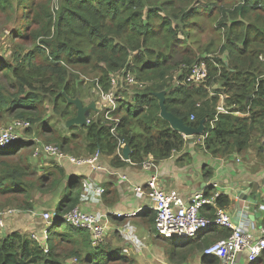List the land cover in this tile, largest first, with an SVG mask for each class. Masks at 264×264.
<instances>
[{
  "label": "trees",
  "instance_id": "obj_1",
  "mask_svg": "<svg viewBox=\"0 0 264 264\" xmlns=\"http://www.w3.org/2000/svg\"><path fill=\"white\" fill-rule=\"evenodd\" d=\"M36 1L17 0L14 8L12 0H0V11L7 15L25 11L22 12L27 16L24 28L36 21L41 25L39 30L31 32L17 30L13 33L14 39L35 41L46 36L48 39L41 42L50 49L42 65L32 61L38 51L45 53L39 47L16 65L0 60V74L9 78L8 84L17 90L8 95L0 92V115L12 114L17 120L43 125L44 105L49 100L65 121L75 117L76 108L68 103V98H82L83 82L70 67L94 73L97 80L93 85L102 93L111 90L113 76L131 85L126 82L127 74H131L136 82L144 85L135 86V107L118 98L121 94L118 91L116 109L111 113L119 121L117 124L106 119L104 112H91L88 126H78L79 134H72L70 138L58 136L53 129L44 131L63 151H78V157L111 156L117 168L125 164L117 154L118 150L123 151L122 145L130 147L133 164H142L149 155L156 162L163 161L182 151L187 143L184 136L160 116L155 94L161 92L166 93L167 110L183 119L187 126L198 128L202 120L206 121L202 144L214 156L243 153L256 127H261L264 134V60H260L264 59V19L257 12L264 10V0H243L241 4L231 0L228 5L221 3L222 0H62L60 8H54V0H44L41 14L36 9ZM214 10L223 14L219 26L223 27L222 53L228 54L227 60L206 55L212 53L213 44L200 51V56L188 46L193 43L189 36L195 25L193 20L201 21L202 11L210 15ZM32 11L33 16L28 18ZM199 61L206 62L208 79L200 86L185 85L190 67ZM220 82L224 92L219 89L209 94V88ZM220 93L226 96V105H236L232 112L238 111L240 115L217 113ZM92 115L96 116L95 120ZM80 135H85L83 146L77 144ZM10 146L0 148V158L15 157L13 154L25 145ZM0 173V197L22 195L23 203L18 208L23 211L32 209L29 201L34 190L47 192L61 186L66 179L67 193L56 210L58 216L65 215L79 202L76 191L81 177L68 178L60 169L50 172L49 176L41 175L38 183L27 182L25 178L31 176L30 162L18 159L0 161ZM12 199L20 201L18 197ZM218 202L226 207L230 199L220 196ZM48 233V252L22 232L6 234L0 238V264H67L60 251L63 245L71 247L68 256L79 260V264L129 263V257L122 250L105 249L101 244L94 247L87 229H75L64 220H56ZM230 234L229 231L227 236ZM179 240L165 239L172 256ZM203 259L204 264L217 262L212 257Z\"/></svg>",
  "mask_w": 264,
  "mask_h": 264
},
{
  "label": "crops",
  "instance_id": "obj_2",
  "mask_svg": "<svg viewBox=\"0 0 264 264\" xmlns=\"http://www.w3.org/2000/svg\"><path fill=\"white\" fill-rule=\"evenodd\" d=\"M195 140L202 141V138L196 137ZM122 146L123 151L129 147ZM123 151H120V159L124 157ZM79 158L88 159L85 156L77 157ZM51 161L55 162L50 167L56 169H49L53 173L60 169L68 178L81 177V183L76 191L79 202L75 208L103 217L104 238L101 245L109 246L113 251L121 250L119 247L123 246L122 252L126 256L132 253L127 246L136 247L138 252L132 253L131 256L140 258L142 264H175L174 261L178 257L176 251L179 247L182 252L181 264H204L205 256L202 255V249L227 238L228 232H231L230 229L221 226L212 227L199 234L197 238L189 239L187 242L184 240L181 245H177L172 256L166 238H158L153 202L147 197L138 198L135 194V188L148 190L147 183L152 177H156L158 185L164 190L177 191L186 200L196 193H202L207 198H215V204L201 210L204 217L213 219L217 210L222 209L231 216L235 225L245 224L249 234L256 238L260 235V229L264 228V168L261 169L263 173L253 172L239 154L230 157L214 156L205 150L202 142L186 143L182 151L159 162L154 160L153 155L147 156L142 164H133L121 159L125 164L117 168L112 163V157L106 155H99L93 166L77 165L68 160L59 161L55 158ZM151 164L154 168L148 170ZM45 167H48V164H45ZM83 182L89 184L87 188H84ZM66 183L67 179L62 181L65 187ZM96 188L104 189V193L96 194ZM241 188L245 189L243 194L251 195L256 203L252 200H241L238 196ZM33 194H39V198ZM33 194L29 201L32 209L22 211L23 215L19 216L25 219L21 226L22 233H34L38 229L42 233L43 229H47L49 226L42 219L41 213L47 209H50L48 210L50 212L56 211L66 195L63 194L61 186L54 191L43 193L34 190ZM46 194H56L55 200L45 199ZM220 196L229 197L230 203L226 207L219 205ZM146 232L156 236L158 241L165 242L168 250L155 247L154 250L145 252L149 249L145 242L151 238ZM218 263L217 260L216 264ZM238 264H264V253L254 262L249 261L248 255H243L239 258Z\"/></svg>",
  "mask_w": 264,
  "mask_h": 264
},
{
  "label": "rangeland",
  "instance_id": "obj_3",
  "mask_svg": "<svg viewBox=\"0 0 264 264\" xmlns=\"http://www.w3.org/2000/svg\"><path fill=\"white\" fill-rule=\"evenodd\" d=\"M61 1L62 0H54L53 2L54 8L55 7L60 8L62 6ZM230 1L231 0H222L221 3L224 4V2H226V4L228 5ZM12 2L15 8L17 5V0H12ZM238 2H239L238 4H241L243 0H238ZM43 4H44V0L36 1V9L39 11L40 14L42 13L41 11H42ZM202 5L204 4L202 3ZM225 8L229 9L230 7L225 5ZM22 12H25V11H17L16 13H12V15H7L6 13L0 11V60H4L5 62H8L11 65H16V62L24 61L26 54L33 52L34 49L39 47L40 50L44 49L45 53L42 54L40 51H38L35 55L34 60L32 61L34 62L35 65L45 64L46 58L49 57L50 49L48 50L46 47L47 45L43 44L41 41L47 40L48 38H46V36H42L38 40H35V41H33L31 38L14 39L13 33L17 32V30H20V31L27 30L31 32L34 30H39L41 26L38 23V21H36L34 23L28 24L26 28H24V26L27 24V21H25L24 18H26L27 16L23 15ZM257 12L264 19V10L259 9L257 10ZM32 16H33V11L30 12V16H28V18L29 17L31 18ZM222 16L223 14H221L218 10H214L210 15L202 11V15H200L201 21L197 22L196 20H193L195 25L193 28H191L190 33H189V36L193 43L190 42L188 46L197 52V56L201 55L200 51H204L210 44H213L214 49L212 53H209L206 55L217 56L221 58L222 60H227L228 54L222 53V46L225 40V38L221 36V33L223 34V27L219 26L222 23V18H223ZM251 17L254 19L255 14L252 13ZM15 52L18 53V56L15 55ZM260 60H264V59L261 58ZM27 68L30 70V65L27 64ZM69 69L73 72L74 75H78L80 77V80L83 82L82 88H81L82 98L80 99L84 103V106H89L91 105L92 102H95L96 109H97L96 112L102 113L103 110L105 109L104 105L101 103V97L103 96V94L102 92H100L97 86L95 87V84L93 85V82H96L97 80L96 75L88 70L87 72L84 73L79 69L73 70V68H70V67ZM8 82H10V79L0 74V92L3 95H8L9 93H17V90L14 87L10 86ZM222 85L223 83L220 82L217 84L216 87L214 88L210 87L209 94H214V92L219 89H220V92L223 93L224 88L222 87ZM119 90L121 91V94H119L120 96H117ZM136 90L137 89L135 88V85L125 84L124 81L120 79L118 87L114 88L113 92L116 94L118 98L119 97L120 99L124 98V100H127L126 102L132 103V106L135 107L137 105H136V102L133 100V95L135 94ZM222 93H220L221 95H218L220 96V100L225 96ZM208 98H211V96L209 95ZM119 102H121V100H118V103ZM44 108H45V112L43 116L44 118L43 125L41 123L34 125V124H31V122L27 120H23V119L17 120L16 118H13L12 114L2 113L0 115V133L3 131V129H5L8 125H10L14 121H22V122L28 123L27 124L28 127L17 130V134L20 136V139L15 142H12L9 148L13 146H20L22 144H24L25 146L18 149L16 154H13L15 157L10 158L6 156V157L0 158V161H14V160L22 159L25 162L28 159L30 162V175L31 176L25 178L27 182L29 180V182L38 183L37 180L41 175L49 176V173L53 172V171H50L49 169L50 168L52 170L56 169L52 166L50 167V165L55 163L51 161L53 157L46 156L42 153L43 144L57 145V143L50 141L51 137L50 136L47 137L48 135L45 134L44 132L45 130L53 129L58 132L57 134L58 136H63L67 138H70L72 134H79L78 133L79 130L77 129L79 128L78 126L71 127V128L77 129L74 131H69V129L71 128H66L67 121H65L64 118H61L60 114L54 110L53 104L49 100L46 101ZM123 114L124 112H122L121 115ZM92 118H94L95 120L96 116L92 115ZM44 126L46 127L44 128ZM84 137L85 135L84 136L80 135L77 139L78 141L77 144H82L83 146ZM195 139L196 137L185 138L188 144L192 142L197 143V142L203 141V140L198 141ZM68 152L71 153L73 156L78 157V151H74V152L67 151V153ZM239 155H240V158L244 161V163H246L247 166H249L253 170V172L255 173L264 172V170L263 172L261 170L262 167L264 168V134L262 132L261 127H256L251 132V139L249 141L248 148ZM45 164H48V167H45ZM0 176H2L1 173H0ZM61 187L63 189V194L65 195L67 193V189L63 184H61ZM53 189L55 190V188H51L48 191H54ZM33 195L34 197L39 198V194H33ZM46 195L47 196H45V199L52 198L53 201L55 200L56 194H52V195L46 194ZM13 197L20 198V201L13 200L12 199ZM22 198H23L22 195H18V194L15 196L0 197V221L3 223L2 228L4 229V231L0 230V238L4 237L6 234L13 232V231L22 232L21 226L23 225V223H25V219L19 217L23 215L21 214L23 210L18 208V206H20L23 203ZM48 210L50 209H47L46 211H43L42 213L50 212ZM27 218L29 219V217ZM21 219H23V221H21ZM40 233L41 231H39L38 229L34 233L28 232L24 234L28 235L30 238H33V235H36L39 237V240H43L44 237L41 236ZM146 235H148L149 238L150 237L151 238L145 242V244L149 246V249H146L145 252L154 250L155 247H159V249L162 248V250L167 249V245L165 242L158 241L156 239V236L154 235L151 236L148 232H146ZM44 242L45 241H43L42 243L44 244ZM181 242H183L182 239L177 241L178 246L181 244ZM103 247L105 249L107 248L112 249L109 246H103ZM70 248L71 247L66 246V245L60 246V251L62 255L65 257V262L67 264H79V260H77L74 257L68 256L71 251ZM127 248L130 249L132 253L134 254L138 252L136 247L127 246ZM119 249L123 250V246H120ZM132 253H130V255L128 254L129 263L113 262V264H142L140 262V258H137V256H134V255L131 256ZM176 254L178 257H176L174 262L175 264H181L182 263V261H180L181 259L180 257L182 254L181 247L177 249Z\"/></svg>",
  "mask_w": 264,
  "mask_h": 264
},
{
  "label": "built area",
  "instance_id": "obj_4",
  "mask_svg": "<svg viewBox=\"0 0 264 264\" xmlns=\"http://www.w3.org/2000/svg\"><path fill=\"white\" fill-rule=\"evenodd\" d=\"M208 67L205 61H199L190 67V72L186 78L185 85L194 84L200 86L208 79ZM119 77L113 76L111 79L112 88L108 93H102L101 103L104 105L105 117L109 121L118 123L111 115L112 111L116 109V94L113 92L114 88L119 85ZM126 82L143 87V84L136 82L134 76L127 74ZM180 84L179 82L177 83ZM108 109V110H106ZM235 109L234 105H226L223 97L216 107L218 114H235L240 115L238 111L232 112ZM194 119V116L191 117ZM28 123L16 121L8 125L0 133V148L10 146L12 142L20 139L17 130L28 127ZM114 133V129L112 130ZM206 135L202 137V140ZM42 153L51 156L59 161L68 160L77 165H94L99 155H95L88 159H77L71 155L64 153L59 147L55 145H43ZM154 168L153 164L148 166ZM148 184V190L142 188H135V194L138 198H149L153 202V209L156 212V226L158 233L168 239H195L208 227L221 226L231 230V234L222 240H219L203 250L202 255L206 257L216 258L218 264H238L239 258L243 255H248L249 261H256L264 253V228L260 229V235L257 238L249 234L248 228L245 224L235 225L231 216L222 209H218L215 218L210 219L201 215V210L207 206L215 204V198H207L202 193L194 194L190 199L182 198L177 191H166L158 185L156 177H152ZM84 188L89 184L84 183ZM104 189L96 188V194L102 195ZM64 217L58 216L56 211L44 212L41 214L42 219L53 225V220H64L67 224L75 229H87L92 236V245L98 247L104 238V228L102 226V218L100 215L88 213L74 208L67 212ZM0 227L3 223L0 221ZM48 227V228H49ZM48 228L41 233L43 240L33 235L32 239L38 241L43 246L45 252L49 251L46 245L48 238ZM43 241L44 244L42 243Z\"/></svg>",
  "mask_w": 264,
  "mask_h": 264
},
{
  "label": "water",
  "instance_id": "obj_5",
  "mask_svg": "<svg viewBox=\"0 0 264 264\" xmlns=\"http://www.w3.org/2000/svg\"><path fill=\"white\" fill-rule=\"evenodd\" d=\"M155 97L159 99V106L161 109V113H160L161 118L167 121L175 132H178L187 138L203 136L204 132L206 131V121L205 120H202L200 122L198 128L187 126L183 119L176 117L174 114L170 113L167 110L165 92L156 93ZM68 103L73 105L76 108L77 114L75 117L69 119L66 122V128H71L73 126H79V127L88 126V118L90 116V112L97 111L96 103L92 102L91 105L84 106V103L82 102L80 98H76V99L68 98ZM130 153H131V150L129 147H126L123 151L124 158L127 161L130 159ZM244 191L245 189L241 188V190L238 192L239 198L244 201L252 200L254 203H256V201L253 200L251 195L243 194Z\"/></svg>",
  "mask_w": 264,
  "mask_h": 264
},
{
  "label": "clouds",
  "instance_id": "obj_6",
  "mask_svg": "<svg viewBox=\"0 0 264 264\" xmlns=\"http://www.w3.org/2000/svg\"><path fill=\"white\" fill-rule=\"evenodd\" d=\"M92 112H94V111H92ZM103 112H104V110H103ZM96 113V112H95ZM90 114H91V112H90ZM104 114H105V112H104ZM238 116V115H237ZM90 117V116H89ZM90 123V120H89V118H88V124ZM114 129V132H115V129H116V126H114L113 128H112V130ZM111 130V131H112ZM206 134V131L204 132V134H203V136ZM203 136H201L200 138H202ZM185 138H187V137H185ZM190 138H192V137H190ZM48 145V144H47ZM49 145H52V144H49ZM55 146H57V145H55ZM57 147H59V146H57ZM62 150V149H61ZM63 151V150H62ZM64 153H66V154H68V155H70L71 153H67L66 151H63ZM118 155L120 154V150L118 151V153H117ZM71 156H73L72 154H71ZM75 157V156H74ZM77 158V157H76ZM80 159V158H79ZM121 159H123L124 161H127L124 157H122ZM127 162H130V159L127 161ZM197 194V193H196ZM207 207H210V206H207ZM56 213H57V211H56ZM55 221H56V219H55ZM54 220H53V223L55 222ZM0 229H3V228H1L0 227ZM158 231V230H157ZM43 232V231H42ZM36 234V233H35ZM159 234V233H158ZM41 235V234H40ZM160 235V234H159ZM160 236H162V235H160ZM162 237H164V236H162ZM164 238H166V237H164ZM32 239V238H31ZM166 239H168V238H166ZM171 239H176V238H170L169 240H171ZM178 239H180V238H178ZM183 241L184 240H189V239H182ZM206 257V256H205ZM258 260V259H257Z\"/></svg>",
  "mask_w": 264,
  "mask_h": 264
},
{
  "label": "bare ground",
  "instance_id": "obj_7",
  "mask_svg": "<svg viewBox=\"0 0 264 264\" xmlns=\"http://www.w3.org/2000/svg\"><path fill=\"white\" fill-rule=\"evenodd\" d=\"M210 228H212V227H208L207 229H205L203 232H205V231H207L208 229H210Z\"/></svg>",
  "mask_w": 264,
  "mask_h": 264
}]
</instances>
